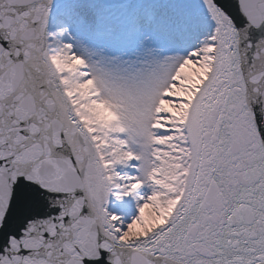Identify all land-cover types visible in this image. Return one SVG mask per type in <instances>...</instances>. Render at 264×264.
Returning <instances> with one entry per match:
<instances>
[{
  "label": "snow or ice",
  "instance_id": "6c2138e0",
  "mask_svg": "<svg viewBox=\"0 0 264 264\" xmlns=\"http://www.w3.org/2000/svg\"><path fill=\"white\" fill-rule=\"evenodd\" d=\"M0 264H264V0H0Z\"/></svg>",
  "mask_w": 264,
  "mask_h": 264
}]
</instances>
